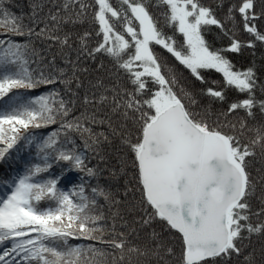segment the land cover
<instances>
[{"label": "snow or ice", "instance_id": "6c2138e0", "mask_svg": "<svg viewBox=\"0 0 264 264\" xmlns=\"http://www.w3.org/2000/svg\"><path fill=\"white\" fill-rule=\"evenodd\" d=\"M30 8L25 22L0 0V162L12 168L0 179V264H264V247L259 261L248 251L264 238V80L232 59L264 46V0ZM36 39L71 67L46 63ZM81 60L111 67L85 85ZM110 135L130 174L122 193L101 182Z\"/></svg>", "mask_w": 264, "mask_h": 264}, {"label": "trees", "instance_id": "16d2710c", "mask_svg": "<svg viewBox=\"0 0 264 264\" xmlns=\"http://www.w3.org/2000/svg\"><path fill=\"white\" fill-rule=\"evenodd\" d=\"M44 2L47 4L48 0H44ZM205 3L211 4L214 3V0H204ZM31 0H6V5L9 8V10L14 13L16 16H24L25 22H27V16L31 12L30 8ZM48 8H45V12H47ZM155 18L159 19L161 23H163V17L161 13L163 12V9H152ZM3 17L0 16V33L6 32L7 29L3 27L2 21ZM87 27V25H85ZM3 38V37H0ZM215 30L212 31L209 35H207V39L210 42H214L215 46H220V42L218 40H215ZM35 46L37 51L40 53V56L44 58L45 62H49L55 57L56 64L58 67H71L70 65H65L63 60L61 59L59 50L56 47L49 48V42L44 41L42 39H36L35 40ZM67 52V49H65ZM157 51L161 53L162 56H168L169 63H175L173 58L169 56L163 49L157 48ZM69 58L72 60H76V54L69 53ZM234 62L236 63V66L239 67H248L249 65L254 64L255 69L257 71V75L264 80V46L257 45V47L253 49H245L242 54L240 55H234L232 57ZM105 64L104 69L99 68V64L101 63L100 60H97L95 63L92 61H84L81 60L79 63V69L80 71L77 72L78 77L80 80L84 82L85 85L88 84L89 81H95L97 77L106 75L107 71L110 69V64L107 60L103 61ZM33 67H36L33 65ZM83 69H87V71H83ZM176 72L177 75L181 77V82H190L189 81V74L182 68V66H179L177 64L176 66ZM212 78L219 79V74H212ZM73 89H75V85H73ZM47 88L40 89L41 92L48 91ZM81 94H83L84 89H81ZM35 94H39L35 93ZM114 122H117V119L113 118ZM104 130V129H97V131ZM119 130V129H118ZM101 156H103V161H100V157H96L95 160H93V164H96L99 162V167L101 169H105V171L102 173L101 176V182L104 183L106 186L110 185L113 191H118L120 193L123 192V185L125 184V181L130 178L129 175H123L121 173V159L124 157L125 150L123 149L121 145L120 138L118 136H109V142H105L101 145L100 148ZM24 157H28V153L25 152L22 154ZM34 155V152H33ZM257 161L255 163V168L257 169H264V162H259V158H257ZM3 162H0V167L3 165ZM10 165H5L2 167V170L8 169ZM112 173H116L115 176L112 175ZM119 198V197H117ZM129 199H133L132 197H129ZM138 199V195L136 197ZM122 212H126V208L121 205L120 206ZM115 210V209H113ZM106 215H110L108 212L107 207L104 209ZM246 243H248L246 241ZM264 247V238L261 237H253L249 247L248 251L252 252L254 251L256 254V258L259 261L260 260V250ZM143 264H156V259L154 257H141L139 258ZM111 260V257H109V262Z\"/></svg>", "mask_w": 264, "mask_h": 264}]
</instances>
